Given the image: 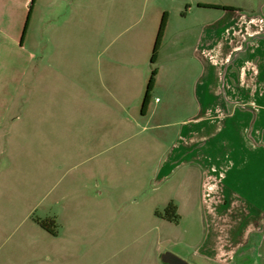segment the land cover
<instances>
[{
	"label": "rangeland",
	"instance_id": "374dc122",
	"mask_svg": "<svg viewBox=\"0 0 264 264\" xmlns=\"http://www.w3.org/2000/svg\"><path fill=\"white\" fill-rule=\"evenodd\" d=\"M137 2L144 15V0ZM173 2L155 0L152 6L169 15L165 44L175 47L179 42L183 48L225 23L224 11L201 8L196 2L255 12L264 7V0ZM96 4L36 0V15L23 40L0 23V264H162L164 252L191 264H264V186L257 188L250 173L241 186L240 173L232 170L224 183L231 188H216L217 200L208 189L211 169H203L204 163L176 168L166 181L159 179L180 127L158 130L149 125L147 131L137 130V141L146 143L127 152H103L93 158L65 153L79 120H70L72 104L65 97L64 80L51 73L55 63L49 56L67 44L75 48L83 43L76 25L63 22L73 17L78 23L80 13L96 20ZM49 7L54 9L50 20ZM50 21H57L53 39L48 38ZM90 24L94 29L95 23ZM141 31L142 26L137 28ZM158 137L161 143L155 141ZM85 158L90 161L85 171L97 166L99 175L92 179L95 189L87 182L89 194L76 187L82 170L74 166L81 167ZM237 159L242 165L251 163L249 157ZM170 202L180 206L178 224L156 216ZM34 217H56L58 235L42 231Z\"/></svg>",
	"mask_w": 264,
	"mask_h": 264
},
{
	"label": "crops",
	"instance_id": "0c3cea01",
	"mask_svg": "<svg viewBox=\"0 0 264 264\" xmlns=\"http://www.w3.org/2000/svg\"><path fill=\"white\" fill-rule=\"evenodd\" d=\"M29 1L0 0V23L14 38L23 36L31 9L25 37L29 36L36 0L30 3L27 14ZM154 1L144 0L143 15L137 0H96V20L88 13H80L78 23L73 17L63 22L74 23L77 38L83 42L75 48L66 43V48L49 56V61L55 63L51 73L64 80L65 97L72 104L70 120H79L80 124L78 131V124L73 125L71 139L64 145L65 153L69 157L93 158L103 152H127L146 143L144 139L137 141V130L147 131L149 125L158 130L180 127L175 131L176 141L165 165L159 170L160 180L166 181L176 168L192 164L203 167L204 163L207 166L203 169H211L208 189L216 200V188L230 190L229 183H224L229 182L232 170L240 173L241 186L246 184V172L252 175L257 188L264 186V7L255 12L253 8L245 11L242 6L226 5L236 11H224L225 23H220V29L185 48L179 42L175 47L165 44L168 21L156 63L158 75L143 115L153 47L161 14L167 13L153 7ZM53 10L49 7V20ZM248 13L254 15H245ZM142 21L144 25H138ZM56 22H49L50 39ZM90 22L95 23L94 29L89 28ZM126 26L136 29L130 34ZM140 26L141 34L137 33ZM155 141L161 143L160 137ZM238 156L249 157L251 163L239 164ZM87 158L81 167L74 166L82 170L76 186L82 194H89L88 181L95 189L92 179H99L97 166L85 171L90 162Z\"/></svg>",
	"mask_w": 264,
	"mask_h": 264
},
{
	"label": "trees",
	"instance_id": "16d2710c",
	"mask_svg": "<svg viewBox=\"0 0 264 264\" xmlns=\"http://www.w3.org/2000/svg\"><path fill=\"white\" fill-rule=\"evenodd\" d=\"M199 7H201V8H213V9H217V10H221V11H236V9L234 7H228V6H214L213 7V6L199 5ZM31 11L32 10L30 9V12L28 14V17H27V20L25 23L22 40L24 39L26 32H27V28H28L29 21H30ZM168 18H169L168 13H164L162 16V19H161V23L159 26V30H158L156 39H155L153 52H152V58H151V76H150V79H149V82L147 85L145 98H144L143 106H142V110H141L143 115H145L147 113L148 106L150 103V95L154 89L156 78L158 75V67H157L156 63H157L158 54L160 52V49H161V46L163 43V39L165 36L166 27L168 24ZM156 216L158 218L166 221V222L173 223V224H178L180 222V219H181V216L178 213V207L174 202H170L168 204V206L163 210V212H157ZM33 221L41 229H43L44 231H46L50 235H52L54 237H56L58 235L60 225L58 224L56 217H46L44 219L34 217Z\"/></svg>",
	"mask_w": 264,
	"mask_h": 264
},
{
	"label": "water",
	"instance_id": "95a60500",
	"mask_svg": "<svg viewBox=\"0 0 264 264\" xmlns=\"http://www.w3.org/2000/svg\"><path fill=\"white\" fill-rule=\"evenodd\" d=\"M160 261L162 264H191L171 252L162 253L160 255Z\"/></svg>",
	"mask_w": 264,
	"mask_h": 264
}]
</instances>
